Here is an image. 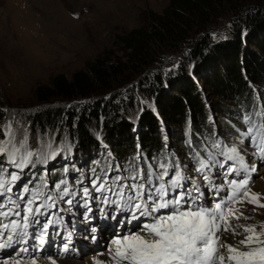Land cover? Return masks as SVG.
<instances>
[{
	"label": "trees",
	"instance_id": "1",
	"mask_svg": "<svg viewBox=\"0 0 264 264\" xmlns=\"http://www.w3.org/2000/svg\"><path fill=\"white\" fill-rule=\"evenodd\" d=\"M217 22L229 23L227 37L219 39L211 32L209 27ZM120 39L128 51V60L136 65L133 67L135 69L144 64L146 59H151L162 45H168L170 50L171 47L173 50L187 49L184 53L186 59L195 62L194 66L192 64V76L189 75L192 78L198 75L213 94L227 95L229 99L240 103V109L226 105L220 110L219 116L226 120L222 134L226 140L230 131L226 124L234 123L237 128L241 127L242 112L259 106L249 84L258 85L264 80V0H169L161 13L152 14L145 23L131 29ZM185 66L181 67V73L176 77L171 74L165 79L163 74H156L154 79L148 81V92L152 95L157 113L144 108L133 125L123 119L128 108L123 101L96 98L94 94L98 87L106 89L122 85L123 82L119 83L113 77L117 75L118 64L108 63L105 57L100 56L88 63L86 69L74 72L71 78L57 74L48 85L36 89L39 101L55 98H87L89 101L78 112L75 109L65 111L57 108L55 111L39 113L36 118L38 128L46 129L49 126L51 129L56 125L55 128L62 130L68 123L66 127L70 128L72 136L68 135L66 140L59 141L61 149L64 146L69 151L72 149L76 162L80 163V157H83L81 163L85 165L102 151L98 133L89 130V125L97 123L99 116L105 118L103 122L97 123L103 129L102 139L106 140L111 147L110 153L118 159L136 162V156H133L136 150L153 158V161L168 154L175 157L174 153L167 151V144L162 140L164 125L171 129L172 140H180L188 151L190 146L187 141H196L193 132L205 138L212 131V125L206 122L208 108L199 93L195 92ZM110 78L112 81L108 83ZM3 119L0 110V122ZM60 119L63 121L55 124ZM175 125L186 126V131L182 128L183 136L173 130ZM136 127L137 132L134 131ZM43 145L45 142L31 143L29 146L40 149ZM137 145L141 149L138 147L135 150ZM109 159L108 152H105L101 161L91 164L92 168L108 166Z\"/></svg>",
	"mask_w": 264,
	"mask_h": 264
},
{
	"label": "rangeland",
	"instance_id": "2",
	"mask_svg": "<svg viewBox=\"0 0 264 264\" xmlns=\"http://www.w3.org/2000/svg\"><path fill=\"white\" fill-rule=\"evenodd\" d=\"M46 1L52 3L53 11L56 10L55 19L45 18L44 13L50 9ZM43 2L47 7L42 4ZM168 3L169 0H0V110L4 115V119L0 122L2 132L0 140L5 139L3 129L9 122L12 124L17 140H20L27 132L29 145L45 142L43 147L47 148L48 143L54 141L53 145H55L59 141L66 140L68 135L72 136L69 133L70 128L66 127L68 123L62 130L55 128L56 125L51 129L49 126L46 129L38 128L37 115L55 111L57 108L65 111L75 109L78 112L89 99L55 98L42 102L37 99L36 89L39 86L48 85L51 78L57 74H64L67 78H71L74 72L86 69L88 63L100 56L105 57L108 63L119 65L117 75L113 77H116L117 82L123 83L115 88L98 87L94 92L96 98L123 101L124 105H128L123 119L132 125L136 124L137 116L144 108L157 113L152 95L148 92V81L154 79L156 74H163L165 79L171 74L172 77H176L181 73V67L184 64L185 70L189 71L187 76L189 74L192 76L195 62L186 59L184 53L187 49L173 50L171 47L170 50L168 45H162L158 51L156 49L151 59H146L148 61L139 66L138 70L133 68L136 65L128 60V51L120 37L131 29L141 26L152 14L161 13ZM44 6L47 11H44ZM51 25L55 27L54 32L50 29ZM228 28L230 26L226 22H217L209 27L219 39L228 36L226 32ZM134 72L137 73L132 75ZM110 81H112L111 78L108 83ZM191 81L195 92L199 93V97L208 108L206 122L212 125L214 132L222 136L226 120L219 116L221 108L234 105V109L236 106L240 109V103L229 99L227 95L213 94L198 75L191 77ZM98 85L105 86L101 83ZM249 85L254 99L256 98L264 108V80L258 85ZM103 120H105L104 116H99L97 123ZM61 121L63 120L60 119L55 124H60ZM97 123L89 125L90 132L98 133L104 150H107V147L111 150L106 140L102 139L103 129ZM226 125L230 130L227 139L239 149L240 155L246 162H260L248 186L252 189L257 180L264 181V160L253 155L256 150L253 145H250L249 151L243 150L246 148L245 143H249L237 132V124ZM182 128L186 131V126L181 125H175L173 130L180 132L183 136ZM170 130L163 126L162 140L167 144L165 148L175 153L177 158L185 159L188 150L182 146L180 140L179 142L172 140ZM134 131L137 132V127ZM193 136L199 140L197 133L193 132ZM138 147L141 149L140 145H137L135 150ZM138 151L140 150L133 151V156ZM61 152L62 155L58 156L57 162L61 156L66 155L68 159L74 157L67 148ZM52 164H55V160L49 163V166ZM255 191L264 202V191L258 190V187ZM243 205L245 208L250 206L249 203ZM87 258L83 259L87 260Z\"/></svg>",
	"mask_w": 264,
	"mask_h": 264
},
{
	"label": "snow or ice",
	"instance_id": "3",
	"mask_svg": "<svg viewBox=\"0 0 264 264\" xmlns=\"http://www.w3.org/2000/svg\"><path fill=\"white\" fill-rule=\"evenodd\" d=\"M257 116L261 118L260 123L252 124L242 135L255 146L253 155L264 160V112H258ZM243 119L246 124L251 123V117L245 116ZM3 136L5 139L0 140V156L21 171L29 166L47 164L62 151L53 150L52 143L46 145L47 152L43 148L33 151L28 143L27 132L17 140L11 122L3 129ZM187 143L191 146L190 139ZM211 147L220 149L222 145L217 141ZM220 156L223 159L217 160L209 153V158L213 160L211 167L223 170L224 181L230 189V194L212 206L202 203L200 185L185 175L178 160L172 163H159L157 165L159 171L151 164L148 165L147 171L134 167L133 175L128 177L117 175L112 178L111 185H108L107 178L99 183V177L93 179L92 188L97 193L105 191L106 186L109 192L118 189L116 194L122 200L126 198L125 207L132 210L131 221H137L142 217L149 218L138 231H130L110 241L108 257L111 264H264V223L232 224V220L251 219L236 205L250 203L264 208V204L260 203V195L251 192L248 187L256 166H249L240 155L239 149L235 147L226 152L221 151ZM195 157H199V153H196ZM136 159H141L140 154H137ZM197 163L199 167H196L195 171L201 174L204 181H209V176L205 174L210 167L208 161L198 159ZM116 168L119 169L120 166L116 165ZM64 171L67 172V169ZM233 175L242 178L228 180V177ZM19 179L17 172L8 173L7 168L0 167V197H6L8 200L7 204L0 201V218L16 216L21 217L23 222L21 226V220L10 219L8 223H4L3 219H0V228L8 230L7 239L5 243L0 244V249L14 248L16 244H20L22 246L16 249L17 257L27 255L30 264H38L37 258H33L34 254L45 251L48 229L53 224L51 219L41 224L39 217L44 214L43 209L56 207L58 199L63 200L68 196L69 189L67 187L61 189V186L66 184L64 180L54 185L56 192L53 194H46L39 188L30 191L25 185L21 194L13 199L7 194L13 192L12 185ZM185 181L190 188L185 187ZM44 186L47 187V184ZM212 187L219 192L224 184ZM82 191L85 197L91 195L87 187ZM25 194H28L29 198L26 199ZM41 197L44 202L37 203ZM18 200L24 201L23 215ZM103 202L109 203L107 196L103 198ZM66 203L72 204L73 201L67 200ZM84 203L87 206L89 201L86 200ZM162 209L167 211L161 214ZM32 225H41L42 231L30 234L27 229ZM30 235L31 252L26 246L29 244L26 238ZM241 235L244 236L243 239H235ZM229 238L233 240L232 243L227 242ZM70 244V240L64 243L63 250H58V254L69 253ZM48 260L50 264H57L51 256ZM3 264H21V260L5 259ZM95 264L100 262L95 261Z\"/></svg>",
	"mask_w": 264,
	"mask_h": 264
},
{
	"label": "bare ground",
	"instance_id": "4",
	"mask_svg": "<svg viewBox=\"0 0 264 264\" xmlns=\"http://www.w3.org/2000/svg\"><path fill=\"white\" fill-rule=\"evenodd\" d=\"M50 1V0H49ZM42 4H44L45 5V2H43ZM46 4H48L49 6H50V9H49V11L48 12H46V13H44L45 14V18H49V17H52V18H54L55 19V9H54V11L52 10V3L51 2H48V1H46ZM46 6V5H45ZM44 6V11H47V9H46V7ZM41 10V9H40ZM27 11V10H26ZM58 13V12H57ZM60 15V14H59ZM47 28V27H46ZM50 29H52L51 31L52 32H54L53 31V29H55V27L54 26H52L51 25V28ZM46 30V29H45ZM52 32H50V33H52ZM40 33V32H39ZM55 34V33H54ZM45 35V34H44ZM48 35V34H47ZM52 35V34H51ZM31 36V35H30ZM258 104L260 105V103L258 102ZM168 150V149H167ZM168 152H169V150H168ZM53 165V164H52ZM264 172V171H263ZM224 187L225 188H227V189H229L228 188V186H227V184L226 185H224ZM258 187V190L259 189H261V190H263L264 191V181H259V180H257V182L254 184V186H253V188L252 189H250V191L251 192H253V193H257V191H255V189ZM254 190V191H253ZM229 192H230V189H229ZM260 193V192H259ZM203 203V202H202ZM260 203H262V204H264V202L261 200V198H260ZM203 204H205L206 206H209L208 204H206V203H203ZM250 204V203H249ZM253 204H250V206H249V208H245L244 207V205L242 204L239 208H240V210L241 211H243L244 212V215H246V216H248V217H251V218H253L254 219V221L253 220H243V219H241V220H239L238 222H239V224H254V223H258L259 225H260V223H262L263 222V220H264V208H261V207H259L258 205H253ZM255 208V211H253V209ZM129 224V226H130V224L132 223V221L130 220V219H127V220H125V222L123 223V222H120L119 223V227H121V225L122 224ZM257 224V225H258ZM139 230V229H138ZM257 231H259V228H257ZM225 235H228V234H225ZM244 238V236L243 235H241V236H238V237H235V239L236 240H239V239H243ZM228 243H232L233 242V240L231 239V238H229V240L227 241ZM59 251H61V250H59ZM57 252V254H58V250L56 251ZM86 257H88L87 258V260H84L83 258H80V259H73V260H71V259H57V258H55V256L52 258V259H55L56 261H57V264H95V261H99L100 262V264H106L105 262H109V260L108 259H106V260H104L103 259V257L102 256H96V258H94V255H92L91 254V256L89 257V256H86ZM105 257V256H104ZM37 261H38V264H50V261L48 260V257H42V258H38L37 259ZM1 264H3V263H1ZM30 264V263H29Z\"/></svg>",
	"mask_w": 264,
	"mask_h": 264
}]
</instances>
